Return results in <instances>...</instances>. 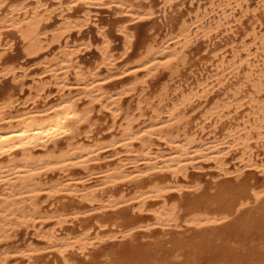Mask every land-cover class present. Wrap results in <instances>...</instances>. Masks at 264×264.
Masks as SVG:
<instances>
[{
	"label": "bare ground",
	"instance_id": "6f19581e",
	"mask_svg": "<svg viewBox=\"0 0 264 264\" xmlns=\"http://www.w3.org/2000/svg\"><path fill=\"white\" fill-rule=\"evenodd\" d=\"M49 1L0 0V82L12 78L18 86H11L0 102V244L19 229L33 227L47 246L22 251L32 264H264V34L257 30L264 25V10L256 13L250 0H210L197 7L192 20L184 19L177 35L160 42L150 29L138 40L128 25L166 11L154 0H147L145 10L129 0H58L57 5L70 10L76 3L85 8L116 5L128 18L117 27L124 41L119 56L108 31L95 22L102 37L101 58L85 69L72 31L94 21L92 10L77 19V9L67 16L62 9L63 20L55 25L60 7L53 10ZM259 4L264 9V0ZM236 13L241 16L235 21L253 15L257 26L234 33L231 42L241 38V45L233 46L236 60L227 61V55L220 56L224 44L213 39ZM54 26L55 56L39 62V79L22 100L18 94L24 90L27 68L5 62L4 54L13 49L8 37L19 34L27 55H47L52 53L45 50L47 29ZM250 34L259 50L252 67L258 68L243 71L240 53L248 50L244 38ZM197 37L210 41V47L199 55L188 53ZM122 58L135 59L120 67ZM140 69L146 71L142 78ZM218 69L235 75L227 99L221 91L204 95L208 80L217 76L206 74ZM165 70L169 79L157 85ZM119 78L123 86L110 90L108 82ZM139 87L145 98L129 111L124 98ZM54 93L58 95L51 99ZM144 102L152 109L146 120L141 119L146 116ZM200 109L197 120L193 114ZM107 117V129L117 132L94 138ZM225 145L241 153L242 164L234 170L225 159ZM110 150L118 162L102 163ZM210 161L222 179L195 178L201 174L194 171ZM76 168L84 176L74 177ZM246 168L254 171L246 173ZM54 172L60 178L45 182ZM93 179L96 183L87 185ZM42 194L61 200L46 210L37 202ZM70 199L87 205L81 209L65 202ZM51 220L58 228L43 230ZM74 224L77 234L63 233ZM12 252L6 250L0 264H10Z\"/></svg>",
	"mask_w": 264,
	"mask_h": 264
},
{
	"label": "rangeland",
	"instance_id": "374dc122",
	"mask_svg": "<svg viewBox=\"0 0 264 264\" xmlns=\"http://www.w3.org/2000/svg\"><path fill=\"white\" fill-rule=\"evenodd\" d=\"M14 1H16V0H14ZM17 1L18 2H22L23 1L25 3L28 2V4L29 3L30 4H34V0H17ZM64 1L67 2L69 0H64ZM129 1H132V3L134 2V4H132L131 2L130 3L132 5H134L135 7H139L141 10H145L146 6L148 7L147 0H129ZM137 1H139V2H137ZM49 2H52L51 8H53V10H55V7H60L59 5H57L58 4V0H52V1H49ZM154 2L156 3L157 8H159V9L161 7H163V6H166L163 9L164 11L165 10L166 11L165 12L159 11L154 18L147 19V21L146 20L140 21L142 23H140V22L133 23L132 22V23L128 24L129 26H132V29H131L132 31H135V30L137 31V34H138V38L137 39L138 40L141 37L144 29H146V30L150 29L151 32L154 31V32H152L153 33V37H155V38L159 37V38H157V40H159L160 42L165 37H168L169 35H171V36L177 35L179 33L180 29L182 28V23H183L184 19L189 20V21L192 20L194 18V14H195V11H196L197 7L200 4L207 5V3L210 2V0H188V2H187V0H173L172 4L174 6L172 4L169 5V3L166 5L165 4L166 0H154ZM194 3H195V5H194ZM250 3H251V8L252 9H256V13L260 14L261 11L264 10V9H258V8H260L259 0H250ZM185 4H187V5H185ZM73 6H74L73 9H75V10L77 9V11H78L75 14V18H77V19H81L82 16L85 14L86 10H88V9L92 10V15L94 16L93 17V19H94L93 22L94 23L91 22L90 24L84 25L81 28H74L73 31H72V43L74 44V42H75L76 44L81 45L82 51H81V53H79V55H80L79 56V61L83 64L84 68L85 69L91 68L101 58L100 57V52H99V46L102 44V37H101V34H100L101 32L99 31V28L97 27V25H95L96 21H97L98 24H100L102 27H104L106 29V31H108V33L110 34V38H111V40L113 42V46L116 48L115 51H114L115 55L116 56L121 55L122 52H123V48H124V41H123V36L120 34V32L117 31V27H118V25H121L124 22H127L126 20L128 18L126 17V15L124 13L121 12V9H119L120 7H118L116 5H114V7H112L113 5H111V6H108V5H92L91 7H88V8L86 7L85 8V7H83L82 3H76ZM185 6H186V8H185ZM68 7H69L68 5H64L63 7H60V9L55 11L54 15L57 14L53 18L54 19L53 21H55V23H56L55 25L61 23L62 20H63V17L59 16V14H60L62 9H66L64 11V15H66V16L70 12L73 11V9L70 10ZM80 7H81V9H80ZM4 8H7V6L4 7ZM181 9H182L183 13L181 12ZM4 10H5V12H7V10H10V8H7V10L6 9H4ZM169 11H171V12H169ZM239 16H241V15L239 13H236V18H231L232 21H231V23H230V25L228 27H230V26L233 27L234 28L233 30L225 31V29H227L228 27H224V28H222V31H223L222 34H220L219 36L215 37V39H213L214 43H219L221 45L224 44V47H222V50L220 51V56L222 57V56H226L227 55L226 56V60L227 61L236 60L235 56H234V54H235L234 50H235L236 46L241 45V42H240L241 38L236 40L235 43H232L231 42V40H232L231 37H233L236 33H238V35L241 34L244 29L250 30L252 32L253 26H257V24H255V25L253 24L254 19L251 18L253 15L252 16L248 15L246 17H243L240 21H237V20L235 21V19H238ZM155 19H156V21H155ZM245 20H246V22H245ZM144 21H145V24H144ZM261 27H262V29H261ZM261 27H258V29H257L260 35L264 34V25L261 26ZM54 28H55V26L47 29L48 30V35H47L48 39L46 41L45 50H49V53L52 52L51 54H47V55H45L43 53H40V54H37V55H27V52H26L27 44L22 39V37H20L19 34L15 33V35L13 34V36H9L8 37L9 40H11V39L13 40V49L8 51L6 54H4V57H6V61L5 62L10 67H13V66H16V67L20 66L21 67V66H23V68H27V74L28 75L26 77H23V80L25 81L24 82V90L22 92H20V94H18V96L22 97V100L28 95L27 92L30 89V85L34 84L35 80L39 79L38 74L41 73V68H42V65H39V62H42L46 58H52L53 56H55L54 54L57 51L58 43L57 42H52V40H53L52 36H53ZM222 35H224V36H222ZM245 39H247V40H245ZM244 40H245V44H247L249 47H248V50L247 49L241 50L240 55H241V57L243 59H245L246 63L244 62V64H243V71H246V69H250L253 66V64H257L256 61H257V58H258L257 54H258L259 50H258L257 44H255V42L253 40V35L252 34L246 36L244 38ZM209 42L210 41H208V40H206V39H204L202 37H197V38L194 39V42L189 46L187 52L191 53V54L194 53L195 55H199V54L203 53V51L206 48L210 47L211 42L210 43ZM119 43H121V44H119ZM233 46H235V47H233ZM191 47H192V49H191ZM199 52H201V53H199ZM7 58L9 59V61H8ZM134 59L122 58L120 60V62H118L119 66L121 67L124 63H126L128 61H133ZM247 59L250 60V64L251 65L247 64L248 63ZM3 67H5V65ZM252 68H258V67H252ZM141 70L142 69L138 70V72H137V74L139 75L140 78H142V77H144L146 75V71L145 70L141 71ZM218 70L209 71L206 74V76L208 75V76L212 77L216 73L217 76H214V77H212L211 79L208 80L209 81L208 82V85H209L208 86V91L206 93H204V95L208 94L209 96H212V95H214V92L221 91V92H225L226 93V95L223 96V97L225 99H227L229 97V95H231L232 92H233L231 89L233 87V82H235V80H236L235 79V75L234 74H229V72H222L221 69L218 72ZM18 71L21 74L23 73V69H19ZM102 74H104V75L107 74V71L102 72ZM161 76H160L161 78L159 77L160 78V82L156 83L157 85H159V84L162 85L164 82H166L169 79V77H168V75L166 73V70L163 73H161ZM43 77L45 79H49L50 78L49 74H46V75L44 74ZM131 77L133 78V75H131ZM218 78L221 79V81H222L221 83L219 82ZM3 80L0 82V102L2 101V99L5 98V94L4 93L7 92L8 90H10L12 87H14L15 89L18 90V86H16V84L13 82L12 78H7V79L5 78V80L4 81ZM122 81L123 80L120 79V78L117 79V80L116 79L111 80L110 82H108L107 87L110 90H113L114 92L118 91V90H120V88L124 84V83H121ZM140 87L138 88V90L136 92H132V93H130L129 95L126 96L127 98L126 97L124 98L125 99L124 100V106L129 111H132L133 109H136L137 106H138L139 101L141 99L143 100L145 98L144 95L141 93L142 89H140ZM53 89L54 88H52L51 90L55 92V90H53ZM25 90H26V92H25ZM77 90L78 89L74 88L72 90L73 94H76ZM57 95L58 94L54 93V96H51V99L52 98H56ZM205 99H207V98L205 97ZM158 100H159L158 97H155L154 105L157 104ZM142 105L144 107V112L146 113V116L142 117L141 119H143V120L144 119L145 120L149 119L151 114H152V109L149 107V104H147L146 102H144ZM201 110L202 109L197 110L193 114L194 117L196 116L195 118L197 120L201 116ZM13 112H15V110H13ZM135 114L137 115L136 117L139 116V112L138 111H136ZM123 115H125V114H122L120 116L119 121H121L120 119L123 117ZM143 120H140V122L143 121ZM103 121L105 122V118L101 119V123H103ZM124 121L125 120H123V122ZM109 122H110V119H109V117H107L106 118V122L103 123L100 126V130L98 132H96L93 135V137L94 138L95 137H101L103 135H109L111 133H116L117 132L116 128L110 129V130L107 129L108 125H109ZM223 124H224V122H223ZM208 130H211L210 127L208 128ZM159 146H160V148L164 147V145H159ZM159 146H157V147H159ZM224 147H223V149L225 150V153H226L225 154L226 155L225 159L229 163L230 168L232 170H234V168L236 166H239V165L242 164L241 163V159H240L241 153H240L239 150L238 151H234L235 149L234 150H232V149L229 150L228 146H226V145ZM104 157H105V160L102 163H108V164L117 163L118 162L117 158H119L118 156L115 155V152L111 151V150L107 151L106 153H104ZM203 164L206 167H204V168H202L200 170L194 171V172H197V173L201 174L199 176H198V174L195 175V178H200V180L202 182H204V181H206V179H210V178H212V179H222V176H219L217 174L218 171H217V169L214 166V162H212V161H210V163L209 162L208 163L204 162ZM250 171H254V170L246 168V173L250 172ZM84 174H85V171L82 170L81 168H76L75 172L72 173V175L74 177H82V176H84ZM59 178H60V174L58 172L50 173L47 176V178L45 179V182L54 183ZM262 179L264 180V177ZM95 183H96V179H93L90 182H88L87 185H94ZM127 192H128V194L132 193L131 190H128ZM23 197L24 196H21L20 198H23ZM59 200H61V199H56V200L49 199L46 194H42L37 199V202H38V205H40V208L44 207V209L47 210V209L51 208L50 207L51 203L57 204ZM65 202L73 204V206L77 205L81 209H84L86 207L85 205H87L85 203H80L79 199L65 200ZM53 227L58 228V226L55 223V220L49 221L46 225L43 226L42 229L43 230H48V229H51ZM67 228L69 230H64L63 233H67L66 231H68V232H73L74 231L73 234H77V232H78V227L75 224L74 225H69ZM7 242H4L3 244H0V246H1L0 247V258L4 257L3 253L6 250L13 251L12 253L9 254V263L10 264H32V260L30 258H28V256H24L25 253H23L22 251L27 249L31 245H33L31 247H36V248H44L45 246H47V240L45 238L39 236V233L33 227H31V228L23 227V229H19L15 233V235L11 239H9ZM12 258H14V259H12Z\"/></svg>",
	"mask_w": 264,
	"mask_h": 264
}]
</instances>
